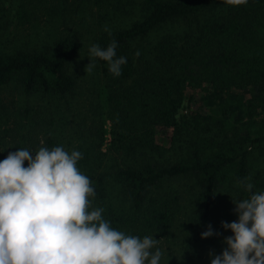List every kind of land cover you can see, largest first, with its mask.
<instances>
[{
	"label": "trees",
	"instance_id": "trees-1",
	"mask_svg": "<svg viewBox=\"0 0 264 264\" xmlns=\"http://www.w3.org/2000/svg\"><path fill=\"white\" fill-rule=\"evenodd\" d=\"M6 1L0 43L9 27L39 22L46 12L61 31L39 48H0V87L15 81L26 97L48 98L18 115L0 105V160L17 148L34 156L41 146H60L53 126L60 111L72 110L79 86L70 67L83 47L72 26L82 24L87 7L98 9V25L121 17L122 26H100L95 38L101 48L115 40L127 63L117 77L95 58L104 80L95 109L74 122L72 150L83 154L77 167L95 189L92 207L103 208L114 229L180 238L160 264H211L209 252L219 255L221 238L231 235L221 221L238 220L232 199L250 195L237 182L251 177L252 191H264V126L251 130L264 110V0H10L11 8ZM170 22L178 33L144 41ZM186 100L201 111L180 121ZM171 129L172 143L171 136L161 143ZM183 130L186 138H176ZM208 225L220 235L201 238Z\"/></svg>",
	"mask_w": 264,
	"mask_h": 264
},
{
	"label": "clouds",
	"instance_id": "clouds-1",
	"mask_svg": "<svg viewBox=\"0 0 264 264\" xmlns=\"http://www.w3.org/2000/svg\"><path fill=\"white\" fill-rule=\"evenodd\" d=\"M224 2L238 6L248 0ZM116 48L115 40L106 48L91 45L85 72L99 58L120 76L127 59L117 57ZM32 153L17 148L0 160V264H160L158 239L116 230L103 218V208L92 207L96 193L77 167L80 151L41 146ZM237 183L250 195L232 199L238 220L221 221L233 235L224 237L227 247L219 255L209 252L211 264H264V191H252L251 177ZM213 235L220 234L208 225L201 238Z\"/></svg>",
	"mask_w": 264,
	"mask_h": 264
},
{
	"label": "rangeland",
	"instance_id": "rangeland-1",
	"mask_svg": "<svg viewBox=\"0 0 264 264\" xmlns=\"http://www.w3.org/2000/svg\"><path fill=\"white\" fill-rule=\"evenodd\" d=\"M9 2L10 0H7L5 4L6 7L8 6L11 8ZM98 12L99 11L96 7H87V9L82 11V15L84 16L82 24L79 20L78 23L72 26L73 28H75V30L81 32L83 41V47L72 61L70 67V70H72V72L76 74V80L79 87L72 95V110H64L63 112L60 111L61 118L56 126H53V128L55 129V134L58 135L60 146H62L68 152L72 151V147L75 146V143L77 142L75 136H71L72 132L77 130L74 122L76 123V120L80 121V116L85 115L86 113L89 115V110L95 109L97 102V90L104 80V77H102L103 74L100 70V67L96 63L95 58H92L95 65L92 71L90 73L85 72V66L90 63V58L88 57L89 48L91 45L95 44V38L99 33L100 26L106 27L108 30H113L119 26H122L127 21L124 19L120 21L121 17H118L116 19H113V21L108 22V25H106V23L98 25V20L96 19ZM46 15L48 17H43L39 22H35L34 24H29L27 26L17 28H14V25L9 27L7 33L2 37V39L6 40V42L4 44L0 43V48L5 50H12L14 47L19 45H21L23 48H39L43 45L48 44V42H50L56 36V34H58L59 31H61V29L59 27L56 28V26L58 25L49 19L53 16V14H47L46 12ZM179 29V24L170 22L166 26L158 30V32L155 33L154 36H151L149 41H144L152 44L156 40L157 36H161L162 34L178 33ZM197 91L198 90L192 92L196 93ZM40 94L41 93H38L28 98L21 89L17 88V83L15 81H12L6 86L0 87V105L7 104L13 115H18L20 111L26 107L27 103L37 105L38 103H43L44 101L48 100L46 96H40ZM195 109L201 111V109L198 108L195 104H192L191 102L186 100L183 103L182 107L179 109L177 115L178 119L181 121L189 111ZM257 112L258 116L255 117V123L252 125L251 130H254L257 127L264 126V110L259 109L257 110ZM13 118L14 116L11 117V120H13ZM9 123H11V121ZM106 125H109L108 120H106ZM54 129H50V132H52ZM170 136L172 143V136H175L174 129L169 130L166 137L160 136L158 140L161 143L167 144ZM176 138L184 140L186 138V131H182L181 137L179 134H176ZM252 151L254 153L259 152V150H257V147L252 149ZM230 232L231 235H233L231 230ZM178 234L179 233H177L176 235ZM153 238L159 240L157 247H159L162 252L169 250V245L173 247V250L177 249V247L173 243L177 241V238L179 237H174V239H171V237L167 235H157L153 236ZM221 239L222 240L220 243L223 247L221 249H224V236ZM154 250L155 249H153V251ZM174 252L176 253V251ZM198 264H207V262H204V259H202V261Z\"/></svg>",
	"mask_w": 264,
	"mask_h": 264
}]
</instances>
